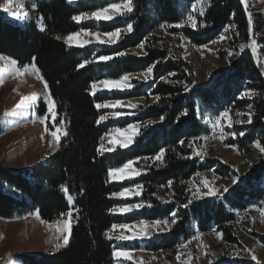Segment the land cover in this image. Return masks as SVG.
Returning a JSON list of instances; mask_svg holds the SVG:
<instances>
[{"label":"trees","instance_id":"trees-1","mask_svg":"<svg viewBox=\"0 0 264 264\" xmlns=\"http://www.w3.org/2000/svg\"><path fill=\"white\" fill-rule=\"evenodd\" d=\"M196 1L134 0L135 11L127 17L128 22L134 24V31L122 34L114 46L96 45L85 49L69 47L63 39L55 37L94 30L93 23H77L72 16L88 14L120 0H85L76 4H69L67 0H26L22 25L11 22L0 10V55L15 59L19 66L30 65L35 58L43 83L49 85V92L56 102L59 115L54 122L58 123L63 117L68 131L66 137H61L58 150L51 152L45 163L19 171L0 166V219L22 218L33 212H38L47 224L61 219L62 213L67 218L68 205L60 190L62 185L74 197L73 212L79 217L72 223L67 247L42 256H14L21 264H115L113 241L105 238V231L122 222L171 220L172 211L177 213V223L166 233L144 238L143 250L165 254L166 264H173L171 257L176 256L178 250L184 253L185 259L190 252L191 264H199L196 241L192 240L194 236L216 230L221 234L224 246L232 248L237 244L233 229L236 213L253 206L264 208V153L261 152L251 161L245 177L219 201L192 197L194 188L189 181L199 185L197 172L203 174L212 170L218 177H227L231 172L229 167L213 160L185 158L192 154L188 142L206 134V127L199 122L202 113L216 115L227 109L235 120L239 119L237 113L251 111L252 123L234 124L231 133L237 134L236 139L230 140L228 145L235 146L242 157L255 151V142L264 147V68L251 53L246 51L229 57L226 71L209 86H199L195 84L192 64L179 55L175 57L169 43L158 34L163 30L169 36H181L192 46L204 47L229 27L231 40L228 45L236 53L241 43H249L247 13L250 12L252 39L257 36L259 54L264 57V17L246 10L240 0H211L204 15L196 17V31L185 26L175 27L184 22V6ZM33 3L37 5L35 9ZM41 16L44 32L38 25ZM200 23L205 27H199ZM161 24L167 27L161 29ZM96 25L102 33L126 27L121 18ZM141 43L145 45L143 51L148 53L147 56L129 52L138 50L141 53L138 47ZM117 52H124L125 56L119 57ZM101 55H110L113 59L94 64ZM221 56L224 58L225 54ZM84 61L92 63L78 68ZM153 64L151 80L147 83L133 80L130 91L89 94L94 81L140 74ZM245 92L251 96H244ZM157 96L160 99L150 103V98ZM141 98L146 103L134 109V117L96 124L105 111L98 110L95 104L109 99ZM185 109L187 114L182 115ZM37 114L41 117L45 114L42 103L37 105ZM148 121L153 123L148 124ZM132 123L139 124V132L131 147L117 149L111 154L97 153L101 136H106L112 128L124 129ZM240 132L245 135L240 136ZM181 140L183 144H180ZM161 148L165 150L163 164L143 159L156 156ZM129 161H134L133 167L141 170L130 183L142 185L135 202L146 206L133 215L120 217L109 211L121 202L114 199L112 193L120 192L127 184L110 183L107 174L110 169L122 167ZM168 181H172L170 187ZM165 200L169 202L165 204ZM189 200L192 201L190 204ZM148 204L152 207H147ZM184 204L188 207H183ZM189 240H192L189 247L181 249L180 245ZM205 253L213 264H253L229 259L221 246L208 247Z\"/></svg>","mask_w":264,"mask_h":264},{"label":"rangeland","instance_id":"rangeland-1","mask_svg":"<svg viewBox=\"0 0 264 264\" xmlns=\"http://www.w3.org/2000/svg\"><path fill=\"white\" fill-rule=\"evenodd\" d=\"M80 1L85 0H74L72 4H76ZM25 2L26 0H23L24 4ZM210 2L211 0H209V4ZM14 3L15 0H0V10L5 13V16L11 22L22 25L25 18L24 8L16 9L14 6L10 7V5H13ZM195 3H197V1ZM246 3L248 5L247 10L255 13H260L264 17V0H246ZM193 4L189 5L188 7L184 6L186 7L184 10V21L186 20L188 14L191 12ZM208 6H206L205 9ZM192 14L195 17H201L199 15V11ZM17 15H19V19L17 18ZM79 23H93V25H95L94 30H89L86 32H101L98 30L96 25L97 21L95 20H81ZM184 26L195 31L197 30V27L193 29L187 24H184ZM227 28L230 29L229 27ZM222 33H224V31ZM158 34L161 35L169 43L170 50L175 57L179 55L183 60L192 64L196 85L205 87L209 86L221 72L228 69L226 60L229 58L228 52H233V49L228 45L229 41L231 40L228 32L225 33V36L227 37L225 40L221 41L219 39V35L216 39L213 40L216 41V43H213L212 41L204 47L192 46L189 41L184 39L183 47H180L179 45L181 44V36L172 37L167 35V33H165V31L163 30L159 31ZM262 36H264V31L262 32ZM76 39L78 41L81 39H91V37L81 35ZM253 39L257 41V36L253 37ZM75 45L76 44L74 43L73 46L75 47ZM96 45L114 46L115 44H97L93 42L87 44L81 49ZM246 51L250 52L255 60L264 68V57H260L258 46L256 55H253L251 49H246L245 52ZM129 52L136 53L138 55L141 54L138 50H131ZM222 54H225L224 58L221 56ZM99 62L103 61H100L98 59L94 62V64ZM11 72L12 70L9 67H6L4 65V62H0V77L3 78V83L0 84V166L10 171H19L29 169L41 163H45L48 155L52 152L49 148V141H51L52 139L50 132L55 131L56 129L52 127L54 121L52 120L51 116L47 115V105L44 103L43 99L45 95L44 83L41 80L37 79L34 74L25 73L23 76L16 77L12 75ZM133 80L147 83L151 79L145 81L139 74H136L130 76V83L132 85ZM132 88L133 87L123 90L116 88H102L100 90V93L96 94H102L104 92L108 93L109 95L115 92L124 93L130 91ZM32 93H36L38 97L35 102V106H32L33 102L28 101L21 107L17 108V105L20 103V97L30 96ZM109 101L115 100L109 99L104 103H107ZM120 101L124 102L125 105L129 101L132 103H136L137 105H144L146 103L143 98ZM155 101L156 100H154V97L150 98V103H154ZM39 103H42L45 107V114L42 117L37 114V105ZM102 110L105 111L104 115H107L109 118L101 122V124L121 122L135 116V114H133L134 109L127 106H118L115 109ZM114 111L130 114L113 116L111 115V113ZM242 113L244 115H239V119L247 120L248 114L251 113V111L247 110ZM218 115L219 114L215 115L214 113H202L199 122H201V124L206 127L205 135H211L210 121L215 119V117ZM45 117V124H40V118ZM247 124L248 123H243L239 125ZM132 125L139 124L132 123ZM45 126L49 127V133H45L43 131ZM232 128L228 129L227 127H225V131L231 133ZM114 129L116 128L110 129L109 132L113 131ZM136 131L138 133L139 128H137ZM57 134L59 135V133ZM107 135L105 136L106 139L104 141V144L105 147L111 148L113 147V145L108 142ZM136 136L137 135L133 137V141ZM41 137H43V139H41ZM235 139L236 137L233 138L231 135H229V137L224 140L223 143L219 140L196 141L197 146L201 144L204 145L203 150L206 155L204 156L203 160L207 159L216 161L222 165L229 167V170L231 171L230 175L227 177H218L213 173L212 170L201 174L203 178L209 181H212L214 179V187L218 188L220 192H223L224 188H227L229 190L231 187L239 183V181L245 177L247 170L250 167L251 161L257 157L258 153H260L259 149L254 147L255 151L250 156L242 157L235 146L233 148L231 147V145H228L230 140L234 141ZM132 144L133 142L127 148H120L118 141L114 151L104 153L111 154L117 149H128ZM136 178L137 176H133L130 179L109 181L110 183L127 184L124 188H135L136 185H132L130 183ZM198 180H200V178ZM233 181H235V183H233ZM197 187H200L202 196V198L198 200L210 199L219 201L221 199L220 196L209 197L203 195V193L206 192L207 189H204L200 185V183ZM123 189L121 191H123ZM195 191L196 189L194 188V192H192L193 198H195ZM226 193H224V195ZM138 197L139 196L135 195H130L127 197L114 196V199L121 201L117 207H122L131 204H140L138 202H135V199ZM257 208L259 207L253 206L242 213H236V220L233 223V229L237 238V244L235 246H232V248L224 246L222 242V236H220V238L218 239L216 234L219 232L216 230H212L207 234H198L200 236V240H195L197 249V262L199 264H209V261L205 254L206 249L208 247L221 246L223 247L224 251H226L229 259L231 260H244L252 262L253 264H264V242L262 240L264 239V222H262V218L259 212L256 211ZM140 209H134L132 212L113 214L120 217H127L135 214ZM34 213L36 212L28 214L27 216L22 218H13L9 220L0 219V264H21L19 261L14 259V256L16 255L42 256L54 253L52 251V247L54 243L57 242L54 240L55 229L53 228L50 230L45 224H41L40 221L34 218ZM137 222L140 221L122 223L131 225L136 224ZM49 224L54 225L55 222ZM131 231L132 230L129 229L127 234L131 235ZM118 232L119 230L113 232L112 241L114 251L127 250L131 253L132 258L125 260L123 257H114L115 264L117 260L120 261V264H166L165 254H154L143 250L144 238L132 241H116L115 235H117ZM201 243L207 245V248H199L198 245ZM245 249H247V251H245ZM139 254H141V256H139ZM252 256H255L256 259L253 260ZM182 259H185L184 255L182 256ZM171 261L173 264H179L176 256L171 257Z\"/></svg>","mask_w":264,"mask_h":264},{"label":"snow or ice","instance_id":"snow-or-ice-1","mask_svg":"<svg viewBox=\"0 0 264 264\" xmlns=\"http://www.w3.org/2000/svg\"><path fill=\"white\" fill-rule=\"evenodd\" d=\"M69 4L73 3L74 0H67ZM240 3L245 6V9L247 10V3L246 0H240ZM209 0H197V3H194L191 8V12L188 14L186 20L184 21V24H187L188 26L192 27L195 29L197 27V18L192 14L197 11H199V15L203 16L205 12V7L208 6ZM14 6L16 9H23L24 8V3L23 0H15V3L13 5H10V7ZM37 5L35 3L32 4V8L35 9ZM135 11L134 7V0H120L119 3L112 2L109 3L107 6L102 7L96 11L91 12L90 14H83V15H74L72 16V20L79 23L81 20H95L97 22L100 21H106V22H111V21H116V18H121V21L126 24L125 28H115L113 31H107V32H75L72 33L68 36H56L55 38L57 40L63 39V42L68 45L69 47L73 46L75 43L77 47H84L87 44L90 43H97V44H109V45H114L118 42L119 39L122 38V34H128L132 33L134 31V24L132 22H128L127 17L131 16ZM248 14V34H249V43H241L239 47V51L236 53H233L232 51L228 52V56L232 57L234 54L239 56L241 53L245 52L246 49H251L253 55L257 54V41L255 39H252L253 36V22H252V15L250 12ZM17 18L19 19V15H17ZM44 18L41 16L38 20V25H39V30L41 32L45 31V26L43 23ZM184 24H177L175 27L180 28L183 27ZM167 25L161 24L160 28L164 29L166 28ZM199 27L203 28L205 25L203 23L199 24ZM229 31L228 28L224 29V33L220 34L219 39L221 41L225 40L227 37L225 36V33ZM90 36L91 39H81L77 41V37L79 36ZM213 43H216V41H213ZM144 43H141L138 45V47L141 49V55L147 56L148 53L146 51H143L144 49ZM180 47H183V38H181V44L179 45ZM117 56L123 57L125 56L124 52H117ZM113 59V56L110 55H101L99 57L100 61L107 62ZM35 58H33V62L30 65H23L19 66L18 62L15 59H11L5 55H0V62H4V65L6 67H9L12 72L11 74L20 77L23 76L25 73L29 74H34L37 79L41 80L43 82V77L40 74V70L38 69L36 63L34 62ZM92 63V61H84L83 63L79 64L77 67L78 68H84L86 64ZM155 65L149 66L145 72L140 73L139 75L145 80H149L152 77L153 73V68ZM130 75L131 74H125L121 76L118 80H110V79H104V80H99V81H94L90 85L91 91L89 92L90 95H95L97 91H100L102 88H116V89H128L133 87V85L130 83ZM174 75V74H170ZM161 79H164L161 77ZM167 83L168 81L165 80ZM3 83V78L0 77V84ZM44 90H45V95H44V103L47 105V115H50L53 121H56L57 116L59 115L56 111V102L53 98V96L49 92V85L44 82ZM185 90H187V85H185ZM244 96H251L250 93L245 92L243 94ZM38 99L36 93H32L30 96H21L20 97V103L17 105V108L21 107L24 105L26 102L31 101L32 106H35V102ZM160 98L157 96L154 98V100H159ZM118 106H127L132 109H136L138 105L136 103L132 102H127L125 105L124 102L120 100H115V101H109L107 103H97L95 104V107L99 109H115ZM248 108L251 109L252 105L249 104ZM130 113H122L118 111H114L111 113L113 116H121V115H127ZM187 114V109H185L184 113L182 115ZM239 115H244L243 113H237V116ZM109 117L107 115H100L99 119L96 120V124L99 125L101 122L107 120ZM45 118H40L39 122L40 124L44 125L45 124ZM161 121H163L164 117L161 116ZM148 124H152L153 121H148ZM211 123V135H205V136H200L196 137L193 140H190L188 142V147L192 149V154L191 156L185 157L186 159H192V157H199L201 160L204 159V156L206 153L204 152V145H199L197 146L196 140H203V141H209V140H219L220 142H224L229 135H231L233 138L237 135L235 132L229 133L228 131H225V127L228 129H231L233 127V124L239 125L243 123H252V114H248V118L246 121L240 120V119H235L233 120L231 113L229 110H224L219 113L218 116L215 117V119L210 121ZM147 126V125H145ZM52 127H54L56 130L51 131L50 135L52 137L51 141H49V148L51 149L52 152H55L58 150L60 147V140L61 137H66L68 135L67 131V123L63 117L59 118L58 123H53ZM139 128V125H132L129 124L127 128L121 129V128H116L113 131L109 132L107 135L108 142L113 145V147L108 148L105 147L104 141L106 139L105 136L100 137V147L97 149V153L100 155H103L104 152H112L116 148V144L119 141V147L120 148H127L132 142H133V137L137 135L136 129ZM43 131L45 133H49V127L45 126ZM59 133V135L57 134ZM240 136H244V132L239 133ZM43 139V137H41ZM184 141L181 140L180 144H183ZM234 148V146H231ZM253 147L259 149L261 153H264V147L261 146L259 142L255 143ZM165 154V150L163 148L160 149L159 153L151 158L145 157L143 158L145 161L148 159H152L153 161H160V164H163V157ZM134 161H129L125 163L122 167L116 168V169H110L108 171V179L109 180H124V179H130L133 176H139L141 174V170L133 167ZM196 177H199V183L200 185L204 188L207 189L206 192L203 193L205 196L209 197H216L220 196L223 197L224 193L228 192L227 188H224L223 192H220V190L216 187H214L215 180L213 179L212 181H209L201 176L199 172L196 173ZM189 183L192 185L193 188L196 189L194 193V197L196 199L202 198L201 196V189L200 187H197L195 183L192 181H189ZM235 183V181H233ZM172 185V181H168V186L170 187ZM64 196L66 197L67 200V205H68V210L66 212V219L64 218L65 214H61V219H58L55 221V224H47V222L43 219H41L40 214L34 213V218L38 221H40L41 224H45L48 229H55L54 231V240L57 241L54 243L52 247L53 252H59L61 249L67 247L70 242V236H71V226L72 223L75 222V220H78V216H74L73 212V202H74V197L69 194V190L66 186H61L60 189ZM83 191V190H81ZM142 191V185L137 184L135 188H124L123 191L120 192H113L112 195L116 197H127L130 195H135L139 196ZM169 201L165 200L164 203L167 204ZM192 201L189 200L188 204H190ZM188 204H184L183 207H188ZM146 205L143 203L140 204H131L128 206H122V207H114L111 208L109 211L111 213H126V212H131L133 209H140L144 208ZM147 207L151 208L152 205L148 204ZM76 211H79L78 209ZM256 211L259 212L262 222H264V208H257ZM172 219H163V220H154L151 223H148L144 220H141L139 224H113L111 229L108 231H105L103 235L105 236L106 239L112 240L113 239V232L119 230L118 234L115 235V240L116 241H132L136 239H143V238H150L152 235L155 233H165L171 230V226L175 225L177 223L176 216L177 213L175 211H172L170 213ZM131 229V235H128L127 232L128 230ZM217 238L219 239L221 234L217 233ZM192 240L199 241L200 236L196 235L192 238ZM192 240H189L185 244H181L180 248L181 249H187L189 245L192 243ZM199 248H207V245H204L203 243L198 245ZM247 251V249H245ZM207 255V253H205ZM184 255L183 252L177 251L176 254V259L179 262V264H191V261L193 260L192 254L189 252L187 253V259H182V256ZM113 257H123L125 260L131 259L132 255L129 251L127 250H119V251H113L112 252ZM252 259L255 260L256 257L252 256ZM116 264H120V261L117 260ZM209 264H213V262L210 260Z\"/></svg>","mask_w":264,"mask_h":264},{"label":"crops","instance_id":"crops-1","mask_svg":"<svg viewBox=\"0 0 264 264\" xmlns=\"http://www.w3.org/2000/svg\"><path fill=\"white\" fill-rule=\"evenodd\" d=\"M85 46H86V45H85ZM85 46H84V47H85ZM75 47H76V48H79V49L83 48V47H77L76 45H75ZM130 76H132V75H130ZM96 93H100V91H97Z\"/></svg>","mask_w":264,"mask_h":264},{"label":"bare ground","instance_id":"bare-ground-1","mask_svg":"<svg viewBox=\"0 0 264 264\" xmlns=\"http://www.w3.org/2000/svg\"><path fill=\"white\" fill-rule=\"evenodd\" d=\"M133 210H134V209H133ZM133 210H132V211H133ZM132 211H131V212H132ZM136 224L138 225V224H139V222H137ZM139 256H141V254H139Z\"/></svg>","mask_w":264,"mask_h":264}]
</instances>
